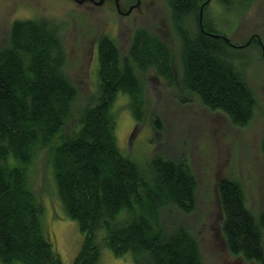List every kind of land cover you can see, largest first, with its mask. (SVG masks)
Segmentation results:
<instances>
[{
	"label": "trees",
	"instance_id": "trees-1",
	"mask_svg": "<svg viewBox=\"0 0 264 264\" xmlns=\"http://www.w3.org/2000/svg\"><path fill=\"white\" fill-rule=\"evenodd\" d=\"M252 1L209 0L203 11L215 2L239 13ZM205 2L166 0L167 29L180 47L179 83L202 107L243 126L255 97L236 68L243 57L235 51L252 42L260 47V39L253 35L250 42L232 46L225 35L206 29L203 19L201 30L198 12ZM54 29L44 19H16L0 47V264H63L44 229V208L33 188L45 148L58 202L83 236L72 264H98L102 247L115 257L129 253L133 264H202L191 231L178 225L167 231L161 219L167 206L193 210L197 182L187 161L132 159L118 149L115 136L114 104L120 97L126 98L133 120L142 119L136 71L152 69L174 84V54L147 29L132 31L125 55L101 37L96 92L71 118L77 91L64 71ZM216 193L228 253L264 264V215L248 210L241 186L231 179H220Z\"/></svg>",
	"mask_w": 264,
	"mask_h": 264
},
{
	"label": "rangeland",
	"instance_id": "rangeland-1",
	"mask_svg": "<svg viewBox=\"0 0 264 264\" xmlns=\"http://www.w3.org/2000/svg\"><path fill=\"white\" fill-rule=\"evenodd\" d=\"M135 2L119 0L118 4L125 13ZM16 19H44L55 28L65 55L64 71L77 91L71 118L96 92L97 41L101 37L110 38L120 55L127 53L131 33L136 28L147 29L166 42L174 54L172 68L178 74L177 80L170 83L152 69L136 71L144 98L143 115L135 122L126 98L116 100L117 147L132 159L158 156L175 162L186 160L197 182L194 207L189 213L175 206L162 210L161 219L167 231L172 225L191 231L202 264H251L226 249L220 232L216 184L220 179L237 182L248 210L255 217L264 215V58L260 47L252 42L235 51L243 57L235 61L236 68L255 97L248 123L235 126L223 114L202 107L193 94L180 86V47L176 35L167 29L166 0H140L137 8L127 15L116 11L113 0H105L100 6L72 0H0V47L6 45L10 24ZM202 19L206 29L225 35L233 45H243L257 35L264 47V0L250 2L239 13L210 2L202 12ZM47 149L37 159L33 188L43 205L44 229L53 248L63 264H72L83 236L58 202L46 162ZM98 264H133V260L129 253L115 257L102 247Z\"/></svg>",
	"mask_w": 264,
	"mask_h": 264
},
{
	"label": "water",
	"instance_id": "water-1",
	"mask_svg": "<svg viewBox=\"0 0 264 264\" xmlns=\"http://www.w3.org/2000/svg\"><path fill=\"white\" fill-rule=\"evenodd\" d=\"M72 1H74V2L77 3V4H83V3H85V2H92V3H94V5L100 6L101 4H103V2H104L105 0H98V1H95V0H72ZM117 1H118V0H115V2H117ZM208 1H209V0H206V2L203 3V4L199 7V12H198V22H199V26H200V29H201V30H203V29H202V12H203V6H204L205 4H207ZM138 4H139V2H137L135 6L130 7V8H129L124 14L127 15V14H128L133 8H134V7H137ZM209 35H212V36H214V37H218V35H215V34H209ZM221 37H222L226 42H228L229 44H231V43L229 42L228 38L223 37V36H221ZM231 45L234 46L233 44H231ZM239 47H241V46H239Z\"/></svg>",
	"mask_w": 264,
	"mask_h": 264
},
{
	"label": "flooded vegetation",
	"instance_id": "flooded-vegetation-1",
	"mask_svg": "<svg viewBox=\"0 0 264 264\" xmlns=\"http://www.w3.org/2000/svg\"><path fill=\"white\" fill-rule=\"evenodd\" d=\"M139 1H140V0H137V2H139ZM118 2H119V0H118L117 2H115V0H113V4H114V6H115L116 11H117L119 14H122V15H123L124 12H122V11L120 10V6H119ZM137 2H135L134 4L129 5V6H128V9H129L130 7H132V6H135ZM90 3H92V2H90ZM92 4L94 5V3H92ZM138 5H139V4H138ZM135 8H137V7H134L133 9H135ZM133 9H132V10H133ZM252 37H253V36H252ZM252 37L248 39L249 42L253 39ZM254 37H258V36L255 35ZM258 42H259V45H260V48H261L262 55L264 56V49H263V47H262V45H261L260 40H258ZM249 263H251V264H257V263H253V262H249Z\"/></svg>",
	"mask_w": 264,
	"mask_h": 264
}]
</instances>
